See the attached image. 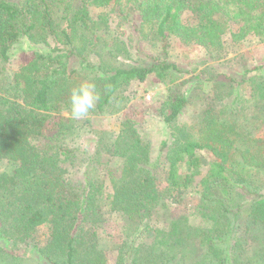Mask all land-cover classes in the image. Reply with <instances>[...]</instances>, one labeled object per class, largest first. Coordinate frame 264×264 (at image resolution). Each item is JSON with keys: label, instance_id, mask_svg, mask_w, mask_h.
Here are the masks:
<instances>
[{"label": "trees", "instance_id": "trees-1", "mask_svg": "<svg viewBox=\"0 0 264 264\" xmlns=\"http://www.w3.org/2000/svg\"><path fill=\"white\" fill-rule=\"evenodd\" d=\"M110 5L124 19L138 12L143 38L159 43L165 56L172 37L203 47L214 60L223 57L228 33L235 43L250 37L264 42V0H0V242L27 244L37 226L51 222V240L38 248L48 264H108L97 239L108 207L123 214L124 231L133 238L120 249L117 264H245L246 239L234 244L231 239L242 215L264 232V140L247 133L249 124L257 130L264 126L263 74L250 78L255 109L251 121L242 113L246 106L240 90L231 103L221 102L228 96H213L208 109L199 113L197 132L181 126L171 145L163 142L162 150L170 148V186L189 185V174L178 182L179 166L201 168L206 162L198 150L208 149L217 157L208 164L196 208L211 226L192 230L178 220L165 230L151 225L155 214L168 208L172 194L152 172L156 163L151 142L131 118L121 120L117 132H94L97 148L87 158L86 184L73 177L70 168L79 148L69 141L80 129V119L70 112L74 86L95 85L98 100L89 116L122 109L121 92L133 81L153 76L173 82L182 74L167 57L147 64L120 62L121 48L111 45L107 15L92 16L93 7ZM24 38L48 49L36 51L11 71L7 66ZM74 56L78 63L71 68ZM207 67L206 75L213 70ZM215 80L196 76L189 81ZM196 88L168 89L159 110L166 124L177 121ZM55 117L58 121L45 133ZM103 168L113 190L106 195ZM258 179L260 184L253 183ZM147 232L153 242L136 246ZM21 263V257L0 244V264Z\"/></svg>", "mask_w": 264, "mask_h": 264}, {"label": "rangeland", "instance_id": "rangeland-1", "mask_svg": "<svg viewBox=\"0 0 264 264\" xmlns=\"http://www.w3.org/2000/svg\"><path fill=\"white\" fill-rule=\"evenodd\" d=\"M100 14L107 15L111 45L121 48L118 51V60L120 62H124L127 65L147 64L154 58L163 59L167 57L170 62L178 65L182 74L173 82H163L153 76L144 82L133 81L121 92L123 97L121 102L124 104L122 109L114 113L89 115L80 118V129L69 141L70 145L79 148L77 157H75L76 162L70 168L73 177L82 185L86 184L88 175L87 158L93 155L97 148V137L94 132L96 130L117 132L120 121L125 118H131L135 120L138 127L151 142L152 162L156 163L152 172L158 177L160 185L163 188H169L168 190L172 194L167 201L168 208L166 210L160 209L155 214L151 225L155 230H165L172 222L178 220L181 221L183 227L192 230L211 226L213 222L208 223L206 218H203L196 208L201 201L199 191L201 181L208 172V164L217 160V157L208 149L198 150V155L206 163L196 170H193L188 163H181L177 178L178 182L182 183L184 177L188 174L191 179L187 187H174L167 182L169 168L167 152L170 149L169 145L174 142L177 134L176 128L189 125L194 127L196 130L194 131L197 132L201 127L199 113L204 108L208 109V101L213 96H228L221 102L222 104L224 102L231 103L235 94L240 90L242 106H246L242 113L244 118H250L251 121V116H253L255 109L251 106L254 99L252 98L253 87L250 78L254 75H264V42L250 37L242 43H235L228 33L224 39L225 50L223 57L219 60H214L210 58V55L203 47L196 44L186 45L177 37H172L171 46L165 56L159 43L143 38L140 32L142 28L141 16L138 12L134 11L129 15L128 19H124L113 5L103 8H92L93 17H98ZM22 41H25L29 47L26 50L19 47L16 48L15 54L7 66L11 71L28 62L36 51L48 49V46L33 44L27 38ZM50 45L54 46V42L52 41ZM124 49L127 52H124ZM95 60L93 59L94 62ZM77 63L78 58L72 57L70 67L77 66ZM208 65L213 66V70H210L208 75H206L204 71H208ZM196 76H200L201 80H204L206 76H212L216 80L213 83H205L203 81L202 83L197 82L198 84L189 81L196 78ZM216 83L219 84L217 88L214 87ZM228 85L233 87L228 88ZM175 86H178L183 92L197 88L195 89V97H193L192 103L187 105L177 121L172 126H169L164 122L159 110L168 95V89ZM58 119V117H55L49 121L46 125L45 133H50ZM247 129V133L264 140V126L257 130L252 124H249ZM164 141H168L169 145L167 149L162 150ZM113 163L112 161L111 164ZM194 171H200V173L197 172L198 174L193 175ZM248 172L249 169L247 174ZM102 175L105 178V195L112 193L113 190L110 180L106 176L105 168L102 170ZM259 180L253 183L260 184ZM262 180L264 181V178ZM105 213L106 220L97 229V239L99 245L104 249L108 264H117L120 249L125 243L131 244L133 238L124 231L128 229L122 213L109 211L108 207L105 208ZM238 224L235 229V237H233V240L231 239L232 244L236 240L240 241V237L242 239L245 238V251L243 252L244 257L247 258L245 264H264L260 260L262 258L261 255H264V232L257 227H253V224L244 215H242ZM149 235V232H147L136 241L135 245L138 246L143 243L149 245L152 243L154 238ZM51 236L52 224L47 222L35 228L27 244L6 245L3 242H0V244L5 246L8 251L13 252L15 256L21 257L23 264H48L38 252V248L45 246L51 240ZM197 259L199 260V258ZM184 264H187L186 261H184ZM191 264L195 263L192 262Z\"/></svg>", "mask_w": 264, "mask_h": 264}, {"label": "clouds", "instance_id": "clouds-1", "mask_svg": "<svg viewBox=\"0 0 264 264\" xmlns=\"http://www.w3.org/2000/svg\"><path fill=\"white\" fill-rule=\"evenodd\" d=\"M17 45H14V48ZM19 48L27 49L29 45L21 41ZM98 100V94L95 91V85L90 82H80L74 86L70 93V112L73 119L86 117L95 107Z\"/></svg>", "mask_w": 264, "mask_h": 264}]
</instances>
